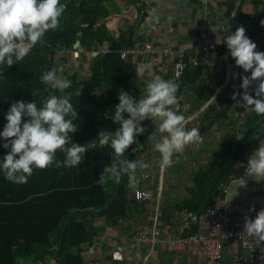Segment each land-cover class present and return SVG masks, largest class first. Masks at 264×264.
<instances>
[{"label": "trees", "instance_id": "16d2710c", "mask_svg": "<svg viewBox=\"0 0 264 264\" xmlns=\"http://www.w3.org/2000/svg\"><path fill=\"white\" fill-rule=\"evenodd\" d=\"M122 1L138 6L142 18L147 17L143 0H61L66 8L59 26L48 30L44 35V42L38 43L22 61L10 68L6 65L0 66L2 130L6 124L5 114L12 103L19 100L36 101L39 106L50 93L62 95L40 81L45 71L57 68V57L61 53L65 54L63 57L59 56V59L66 63L70 59L69 52L75 51L78 41L81 52L93 53L102 50L91 65V78L80 79L76 72L71 74L68 79L71 86L63 93L70 95V102L79 113L73 121L77 131L69 133L72 139L67 146L75 142L88 146L80 165L66 167L63 164L65 153L57 150L53 164L44 169L34 168L26 183H13L0 173V264H18V258L38 259L40 249L46 250L54 245L58 246V253L62 255L61 264H83L81 246L92 241L97 230L92 228L91 223L72 221L66 224L72 211L101 209L102 212L98 215L118 221L126 218L131 209L139 210L143 207L129 196L131 182L127 174L116 179L105 171L113 163L114 153L110 146V137L114 135L119 124L114 123L111 117L119 103V93L127 91L136 98L145 94L144 89L132 87V81L136 77V65L131 58L124 60L120 55L122 50L139 46L134 39L137 31L135 25L121 30L119 37L106 27L107 18L119 12L117 3ZM191 1L198 7L203 5L202 0ZM250 2L254 6L262 4L263 11L242 13V9ZM223 5L226 6L229 16L238 9L240 14L236 28L243 26L245 34L256 43V50L264 52V26H261V21L264 20V0H231ZM227 52L230 51L224 40L221 44L218 43L216 63ZM194 56L191 51L186 54V70L180 80L174 81L179 85L176 95L179 98L181 89L186 85L190 89L197 87L198 97L208 100L214 91L224 86L226 67L224 64L221 72L211 78L212 81L197 86L209 69V64L199 58V64L193 66L191 59ZM168 78L171 79L172 76ZM238 80L242 83V78ZM253 89L250 86L249 92L252 94ZM234 92L241 93L243 89L238 86L231 91L226 107L220 113L217 111L216 117L223 118L236 104L232 99ZM247 110L250 114L245 116ZM247 110L240 107V112L244 114L241 120L245 123L238 126L241 120L238 121L235 129L227 136L220 160L198 169L193 185L186 188L187 199L180 200L170 209L163 207L160 222L171 223L174 212H206L214 206L218 196L225 195L223 185L228 186L234 178L245 176L247 158L251 155L249 149L256 138L264 137L253 135L258 134L264 125V116H258L251 108ZM127 115L125 114L126 118ZM25 119L27 118H22V122ZM150 121L141 123L147 125ZM99 133L109 137L106 143H101ZM237 134L243 139L237 140L234 137ZM4 142L0 140V158L10 151L2 147ZM137 148H141L140 151L132 152ZM147 151L144 132L135 136V141L126 150L124 158L136 160L141 153ZM102 175L109 178L106 184L101 182ZM163 198L164 194L161 199ZM74 250H77L76 253H73Z\"/></svg>", "mask_w": 264, "mask_h": 264}, {"label": "crops", "instance_id": "0c3cea01", "mask_svg": "<svg viewBox=\"0 0 264 264\" xmlns=\"http://www.w3.org/2000/svg\"><path fill=\"white\" fill-rule=\"evenodd\" d=\"M143 1L146 4L145 10L148 14L145 19L142 18L141 10L138 6L132 5L127 1H122L117 3L119 12L112 14L106 20L107 29L115 34L116 37H119L121 30H126L129 26L135 25L137 29L134 37L136 45L158 48V52L154 56H145L139 60H132L136 65V77L132 81V87L139 90H145L147 83L157 75L165 80L169 79L168 76H172L169 79L172 82L176 80L172 71L174 57L165 56L160 50L167 46H172L176 49L184 47L190 52L192 51L191 48L197 44L202 33L209 34L221 44L229 34L223 30L225 20L228 21L230 30L234 31L240 14L237 11L238 9L230 16L227 13V8L223 4L231 0H202L203 5L201 7L192 3L191 0ZM239 5L240 1L237 3V8ZM262 11V4L254 6L252 2L242 9V13L246 14L260 13ZM246 27L249 28V25ZM100 51L102 50L93 52L92 56H88L91 57L90 60H86L85 63L78 62L82 54L80 48H75L73 52L70 51L71 54L68 51L70 59L66 63L59 59V56L63 57L65 53L59 55L57 57V75L68 80L71 74L75 73L70 70L71 67L69 65L74 64L81 71L79 73L76 72L80 76V79L91 78L90 68L94 62V58L98 56ZM215 58L216 56L213 55L207 60L209 69L206 70L204 77L197 86L212 81L211 78L224 68V63H221L219 60L216 63ZM137 73L141 75L138 77ZM83 75H86V78H83ZM240 84L241 80L238 79H232L229 83L225 81L224 86L214 91L208 100L198 97L196 93L197 87L190 89L185 85L181 89L178 98L179 107L177 108L175 105L170 106L178 114H182L185 117V128H189L190 130L195 127L200 130L202 140L190 143L184 147L183 151L174 153L172 158L173 163L170 165L171 172L175 174L174 171L178 169V172L182 174L179 173V181L174 182L172 185L169 184L171 187L169 185L166 186L167 182L165 183L164 181L162 208L170 209L180 200L187 199L186 188L193 185L198 169L204 167L202 165L204 155L201 152L205 151L208 154L210 152L213 155L212 158L217 155L216 159L213 158L211 162L220 160L227 136L235 129L237 122L243 118L244 114L242 115L240 112V105L238 104H235L223 118L216 117L217 111L220 113L226 107L231 96V91L238 86L240 87ZM249 114L248 110L245 111V116ZM209 125L211 126L209 127ZM142 126L145 128L144 132L148 147V151L145 154H148L155 149L154 145L159 142L161 134L155 131L156 125L152 121ZM108 139L103 143H106ZM261 142H264V137L256 138L249 149V153L252 154L254 149H258ZM140 149L137 148L132 152L140 151ZM188 170L191 173L185 172ZM242 179H245L246 187L239 188V182ZM108 181L109 178L101 176L103 184H106ZM113 182L116 183V180H113ZM130 187H150L147 182L140 179L138 168L135 170V180L131 182ZM170 190L173 196L172 201L168 196ZM226 195L232 203L246 205L250 208L254 204L255 210L264 208V177L260 178V182L251 177L246 178L245 176L234 178L226 186ZM139 205L143 207L139 210L131 209L126 218L118 219V221L98 215V213L102 212L101 209H96V211H93V209L72 211L66 224L72 221L91 223L93 225L92 228L97 230L92 241L86 242L81 246L83 264L144 263L147 254H150L149 249L134 246L133 240L137 228L149 224L152 208L145 203H139ZM174 213L173 217L175 218L178 213ZM173 217L171 223L166 221L161 222L160 243L150 255L148 264H209L206 259L200 258L189 250L180 252L172 250L170 240L177 233L174 224L176 221L174 222L175 219ZM115 250H121L123 261L113 260L112 253ZM76 251L74 250L73 253H76ZM39 253L38 259L22 258L24 264H61L62 255L58 253V246H50L46 250L40 249ZM238 255L239 245L237 243L228 242L224 244L223 256L225 264H233Z\"/></svg>", "mask_w": 264, "mask_h": 264}, {"label": "clouds", "instance_id": "9594fccd", "mask_svg": "<svg viewBox=\"0 0 264 264\" xmlns=\"http://www.w3.org/2000/svg\"><path fill=\"white\" fill-rule=\"evenodd\" d=\"M65 8L61 0H0V66L10 68L22 61L38 43H43L45 33L59 26ZM261 26H264V20ZM223 30L229 33L224 43L235 65L251 72L250 76H242L240 88L243 92H234L232 99L243 109L251 108L258 116H264V52L256 50V43L245 34L243 26L231 31L225 20ZM140 75L137 73L138 77ZM40 81L62 95L50 93L39 106L36 101L12 103L5 114L6 124L0 130V140L5 141L2 147L10 149L0 158V173L6 180L17 184L26 183L34 168L44 169L53 164L57 150L65 153L63 164L69 168L78 167L88 150L86 144L76 142L67 146L72 139L69 133L77 131L73 121L79 115L70 102V95L63 94L71 86V81L58 76L54 68L45 71ZM253 84L254 94L249 92ZM178 87L177 83L157 75L147 83L145 94L139 98L127 91L119 93V103L111 117L114 123L119 124L110 137L113 163L105 169L111 176L119 179L122 174H127L134 182L137 161L124 158V155L134 143L135 136L144 133L142 121L151 120L156 125L155 131L161 134L159 142L154 145L160 153L161 168L173 163L174 153L202 140L200 130L195 127L186 129L185 117L170 107H179ZM125 114H128L127 118ZM22 118L27 119L22 122ZM244 123L241 120L238 126ZM253 135L264 136V125L258 134ZM98 136L101 143L108 139L103 133ZM234 137L243 139L239 134ZM246 164L245 177L260 182L264 177V142L253 150ZM240 187H246L245 179L239 182ZM250 210H255L254 204ZM243 232L264 241V209L259 210L255 217L246 218ZM18 264H24V260L18 258Z\"/></svg>", "mask_w": 264, "mask_h": 264}, {"label": "built area", "instance_id": "2783aa9c", "mask_svg": "<svg viewBox=\"0 0 264 264\" xmlns=\"http://www.w3.org/2000/svg\"><path fill=\"white\" fill-rule=\"evenodd\" d=\"M195 55L191 59V64H199V58L205 62L210 57L217 54L218 42L212 36L202 33L195 46L191 48ZM165 56L174 57L173 73L176 79L180 80L183 76L187 63V48L167 46L160 50ZM108 52V50H105ZM158 48L152 46H137L120 52L121 58L127 60H139L145 56H154ZM219 61L225 64L227 72L226 82L231 79H240L244 75H250V70L245 72L242 68L235 65L234 58L230 52L220 56ZM253 88L255 84L251 85ZM160 153L155 149L148 154L141 153L135 161L139 170L140 179L147 182L150 187H133L130 191V198L139 203L151 206L149 224L137 228L134 236V246H141L149 249L143 264H148L150 255L159 245L161 239V216H162V195L164 191V176L168 167L161 168ZM225 195L216 198L213 207L206 212L195 214L191 212L178 213L174 218L177 229L176 236L170 240L171 248L174 252L189 250L200 258L206 259L209 264H225L224 244L235 242L239 245V255L233 264H264V241L257 237L248 236L243 232V224L248 216L255 217L259 210H250L246 205L235 204L226 195V186H222ZM115 261H123L121 250L112 253Z\"/></svg>", "mask_w": 264, "mask_h": 264}, {"label": "rangeland", "instance_id": "374dc122", "mask_svg": "<svg viewBox=\"0 0 264 264\" xmlns=\"http://www.w3.org/2000/svg\"><path fill=\"white\" fill-rule=\"evenodd\" d=\"M73 52V51H72ZM70 54H71V52H70ZM92 53L90 52V53H88V52H82V54H81V56H80V60L78 61V62H80V63H85L86 62V60H90V58L91 57H88V56H92L91 55ZM61 55H63V53H61ZM69 67H71L70 68V70L73 72H77V73H79V68L76 66V65H74V64H72V65H69ZM68 67V68H69ZM70 71V72H71ZM81 72V71H80ZM84 72V71H83ZM83 78H86V75H83ZM202 153V155H204L203 156V160H204V162H203V166H207L209 163H211V161L213 160V158H215L216 159V156L215 157H213L212 158V154L209 152V154H208V152H201ZM216 153V152H215ZM207 158V159H206ZM171 166H169L168 167V169L166 170V172H165V176H164V181H165V183L167 182V184H166V186H168L169 184L170 185H172L174 182H177V181H179V173L180 172H178V169H176L175 171H174V173L175 174H173V172H171V168H170ZM180 168H181V166H179ZM178 168V167H177ZM190 170V169H189ZM189 170L188 171H185V172H189ZM183 171V170H182ZM189 173H191V172H189ZM180 174H182V173H180ZM165 177H166V179H165ZM169 181H171V183H169ZM169 185V186H170ZM171 187V186H170ZM145 188H147V187H145ZM168 196H169V199H171V201H172V199H173V196H172V191L170 190V192L168 193Z\"/></svg>", "mask_w": 264, "mask_h": 264}, {"label": "water", "instance_id": "95a60500", "mask_svg": "<svg viewBox=\"0 0 264 264\" xmlns=\"http://www.w3.org/2000/svg\"><path fill=\"white\" fill-rule=\"evenodd\" d=\"M75 48H80V42H79V41L76 43ZM106 140H107V139H106ZM106 140H105V141H106Z\"/></svg>", "mask_w": 264, "mask_h": 264}]
</instances>
